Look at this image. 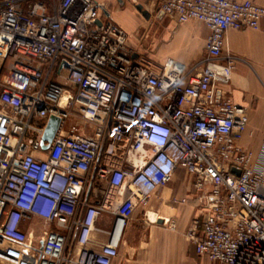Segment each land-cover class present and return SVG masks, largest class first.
<instances>
[{"label":"built area","instance_id":"built-area-1","mask_svg":"<svg viewBox=\"0 0 264 264\" xmlns=\"http://www.w3.org/2000/svg\"><path fill=\"white\" fill-rule=\"evenodd\" d=\"M145 9L205 24L203 59L161 64L139 53L95 0H0V260L113 264L128 208L147 206L184 170L198 196L187 232L196 254L264 264V138L256 159L239 145L249 115L226 91L236 59L224 55L227 32L259 29L264 7L149 0ZM51 117L60 125L48 144ZM72 119L92 133H68ZM104 215L108 229L98 227ZM34 219L47 226L38 246L22 228Z\"/></svg>","mask_w":264,"mask_h":264},{"label":"crops","instance_id":"crops-1","mask_svg":"<svg viewBox=\"0 0 264 264\" xmlns=\"http://www.w3.org/2000/svg\"><path fill=\"white\" fill-rule=\"evenodd\" d=\"M95 1L106 7V17L127 33L129 46L139 53L144 52L134 48L133 42H151L159 52L154 58L161 64L173 59L191 66L203 59L210 34L205 24L198 21L181 24L173 17L159 15L152 10H148L150 18L146 19L137 6L145 7L149 0ZM250 1L264 7V0ZM165 47H172L169 54L163 52ZM227 54L236 59V68L226 91L235 104L246 108L249 115L239 145L252 152L256 159L264 138V20L257 30H229L224 55ZM153 196L151 209L155 210L156 216L131 218L113 264H214L199 257L187 238L198 202L193 178L186 171L178 170L173 180ZM165 218L176 221L175 230L163 224ZM37 221L40 220L25 223L22 228L35 234ZM111 224L109 215L98 221L100 228L108 229Z\"/></svg>","mask_w":264,"mask_h":264},{"label":"rangeland","instance_id":"rangeland-1","mask_svg":"<svg viewBox=\"0 0 264 264\" xmlns=\"http://www.w3.org/2000/svg\"><path fill=\"white\" fill-rule=\"evenodd\" d=\"M130 44L132 45V43H130ZM132 46L134 48L138 49V50H141L142 52H144L143 54L148 55L153 60L158 62L154 58L159 53L158 49L155 48L154 46H152L151 42L144 43V44H142L141 42H133ZM171 49H172V47L171 48L165 47L163 52L169 54L171 52ZM158 63H160V62H158ZM1 65H2V62L0 63V66ZM63 74L66 75L65 72ZM66 131L68 133H84V132L86 134H91L92 133V129L91 128L85 127L83 125V123L78 121L77 119H72V120L67 122ZM153 197L154 196H152V198L150 199L149 204L147 206H145V207H143L141 205H138V202L135 201L134 202L135 204L133 203L128 208V211L132 215V218L135 219L136 217L139 218V217H144V216H147V217H150V218H154L156 216V212H154L155 210L151 209L152 208L151 202L153 200ZM44 230H46V224L44 222H42V221H37L36 228H35V234H34V236H35L34 242H35V244L37 246L39 245V241H40L41 236L44 233ZM195 258H197V257H195ZM0 263L1 264H11V263H8V262L2 261V260H0Z\"/></svg>","mask_w":264,"mask_h":264},{"label":"water","instance_id":"water-1","mask_svg":"<svg viewBox=\"0 0 264 264\" xmlns=\"http://www.w3.org/2000/svg\"><path fill=\"white\" fill-rule=\"evenodd\" d=\"M137 10L146 18V19H149L150 18V13L148 10L145 9L144 6L142 5H138L137 6ZM135 58L137 57V55L134 56ZM59 125H60V120L56 117H51L50 121H49V124H48V127L46 129V133L44 135V142H47L48 144H50L55 135H56V132L59 128ZM49 145H46L45 143L43 144V148L44 149H47ZM235 171V170H234ZM238 175L240 174V171H235Z\"/></svg>","mask_w":264,"mask_h":264}]
</instances>
